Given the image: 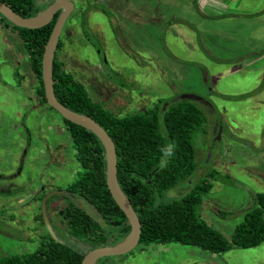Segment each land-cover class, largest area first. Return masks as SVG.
I'll list each match as a JSON object with an SVG mask.
<instances>
[{"label":"rangeland","instance_id":"rangeland-1","mask_svg":"<svg viewBox=\"0 0 264 264\" xmlns=\"http://www.w3.org/2000/svg\"><path fill=\"white\" fill-rule=\"evenodd\" d=\"M68 1L74 10L60 31L55 59L102 110L146 114L158 101L176 107L170 100L183 94L213 106V114L203 107L204 121L191 136L195 178L208 152L217 157L197 178L210 189L196 212L230 242L252 196L264 194V0ZM27 61L21 41L0 27V259L34 249L45 230L34 220L40 214L34 197L61 192L48 198L51 218L52 207L70 203L63 188L78 171L61 117L36 98ZM217 121L221 134L213 144ZM183 194L174 188L165 197ZM69 200L92 213L82 199ZM111 260L264 264V239L221 255L173 243L136 245Z\"/></svg>","mask_w":264,"mask_h":264},{"label":"trees","instance_id":"trees-1","mask_svg":"<svg viewBox=\"0 0 264 264\" xmlns=\"http://www.w3.org/2000/svg\"><path fill=\"white\" fill-rule=\"evenodd\" d=\"M37 1L42 2L39 7L34 0H0L22 18L35 16L53 0ZM54 20L55 17L42 28L27 30L11 25L0 16V27L21 41L36 81V98L47 108L40 61ZM60 43L58 39L55 51L61 47ZM51 70L56 100L68 110L95 121L114 144L117 183L140 224L137 245L148 247L173 243L221 255L232 247H254L264 239V194L252 196V204L233 229L230 242L205 225L196 212L210 189L207 180L197 182L194 177L196 163L191 136L202 118L204 121L202 105L180 99L176 107L163 108L156 104L154 110L146 114L115 116L88 98L82 86L61 69L55 54ZM61 122L78 165L74 182L63 188V198L70 203L55 205L51 218L47 215L53 236L44 230L31 252L3 256L0 264H80L89 250L113 246L129 231L125 217L113 203L105 185L101 144L90 132L62 118ZM170 143L176 146L174 153L168 158L167 166L161 168V149ZM174 188L184 194L167 199L166 193ZM44 195L40 192L34 201L40 203ZM69 198L82 199L92 213L74 205ZM51 199L45 202L46 211ZM34 220L43 227L40 214ZM95 264H113V261L106 257Z\"/></svg>","mask_w":264,"mask_h":264},{"label":"water","instance_id":"water-1","mask_svg":"<svg viewBox=\"0 0 264 264\" xmlns=\"http://www.w3.org/2000/svg\"><path fill=\"white\" fill-rule=\"evenodd\" d=\"M73 9V4L70 3L68 0H53L45 9L39 11L35 16L29 18H22L18 14L14 13L11 9H9L6 5L0 2V16H2L7 22L17 28H23L27 30L39 29L48 25L55 17L50 34L43 48V53L40 61V75L45 103L49 108H51V110L55 111L63 120L90 132L93 136L96 137V139L102 146L105 161V185L113 203L125 217L129 226V231L122 241L113 246H104L89 250L83 256L80 262V264H95L99 259L106 257L122 256L134 249L135 246L138 244L139 240L140 224L127 198L124 196L118 186L116 179L115 149L110 137L102 129V127H100L95 121H93L89 117L72 112L62 106L56 100L53 93L51 70L52 60L54 57V52L56 49V44L59 38L60 31ZM179 99L197 102L203 107L209 109L212 114L214 113L213 106L202 97L191 94H183L179 96ZM221 128L222 127L219 121L214 123L212 137L213 144L219 142ZM212 153L213 151L208 152L207 155H205L206 157L204 158L202 165L198 167L199 173L196 178L204 174L203 170L206 166H212L214 160L217 158L216 155L214 156ZM56 193L61 192L45 194L40 200L39 206L43 226L46 232L51 236H53V233L50 229V225L47 219L45 202L50 196Z\"/></svg>","mask_w":264,"mask_h":264},{"label":"clouds","instance_id":"clouds-1","mask_svg":"<svg viewBox=\"0 0 264 264\" xmlns=\"http://www.w3.org/2000/svg\"><path fill=\"white\" fill-rule=\"evenodd\" d=\"M175 147L176 146L174 143H170L161 149L162 157H161L160 164H159L161 168H164L167 166L168 158L173 155Z\"/></svg>","mask_w":264,"mask_h":264},{"label":"flooded vegetation","instance_id":"flooded-vegetation-1","mask_svg":"<svg viewBox=\"0 0 264 264\" xmlns=\"http://www.w3.org/2000/svg\"><path fill=\"white\" fill-rule=\"evenodd\" d=\"M74 10V9H73ZM73 10H72V12H73ZM71 12V13H72ZM70 13V14H71ZM70 14H69V16H70ZM69 16H68V18L66 19V20H68L69 19ZM183 100V99H182ZM171 102L170 103H172V104H174V103H177V102H179V101H181L180 99H179V97H177V96H175V98L173 99V100H170ZM157 104H159V105H157L158 107H165V105H167L166 104V102H162V105H160L161 104V102H157Z\"/></svg>","mask_w":264,"mask_h":264}]
</instances>
